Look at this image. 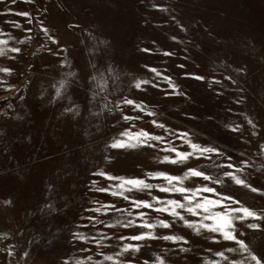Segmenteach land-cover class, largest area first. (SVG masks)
Listing matches in <instances>:
<instances>
[{
	"label": "rangeland",
	"instance_id": "rangeland-1",
	"mask_svg": "<svg viewBox=\"0 0 264 264\" xmlns=\"http://www.w3.org/2000/svg\"><path fill=\"white\" fill-rule=\"evenodd\" d=\"M156 256L264 264V0H0V264Z\"/></svg>",
	"mask_w": 264,
	"mask_h": 264
},
{
	"label": "snow or ice",
	"instance_id": "snow-or-ice-1",
	"mask_svg": "<svg viewBox=\"0 0 264 264\" xmlns=\"http://www.w3.org/2000/svg\"><path fill=\"white\" fill-rule=\"evenodd\" d=\"M190 171H195V170H190ZM197 174L200 175V176H203L205 179H210V177H208L207 174H205V173L198 172ZM217 183H219V181H217ZM208 191H215V189H208ZM157 199H159V198H157ZM144 203H145L146 207L149 206L147 204V202H144ZM249 214L255 215V213H251V212ZM163 224H164L165 227H170L171 226L167 221H164ZM186 225H187V222H186ZM145 226L152 227L153 225H145ZM251 226L252 227H257L256 225H251ZM142 238H143V234H139V235H137L135 237H132V239H142ZM153 238H155V237H153ZM164 238L167 239V238H170V237L166 236ZM219 254L223 255L222 253H219ZM154 264H165L164 258L160 257V256H156L155 259H154Z\"/></svg>",
	"mask_w": 264,
	"mask_h": 264
}]
</instances>
